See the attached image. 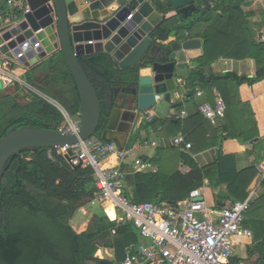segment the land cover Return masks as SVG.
Here are the masks:
<instances>
[{"label": "trees", "instance_id": "1", "mask_svg": "<svg viewBox=\"0 0 264 264\" xmlns=\"http://www.w3.org/2000/svg\"><path fill=\"white\" fill-rule=\"evenodd\" d=\"M158 6L164 12L170 10L166 4ZM219 8L227 16L224 30L212 26L214 13ZM6 9V5L2 7L3 12ZM18 14L14 11L13 15ZM248 17L240 0L235 5L230 0H215L208 9L199 6L188 18L173 15L163 19L152 37L159 42L170 37L175 40L200 38L203 54L186 78L187 88L205 92L212 106L217 91L224 101L222 123L218 120L213 126L196 111L183 121H177L172 134L180 131L185 142L191 143L192 152L215 146L219 137L236 140L242 146L251 143L248 154L254 156L252 164L238 169L233 153L218 151L212 163L199 167L189 155L180 154L189 165L185 174L176 168L171 172L159 170L154 174L130 172L126 175L122 194L130 202L175 203L192 189L203 186L205 180L217 194L223 191L226 195L222 198L230 202L246 198L247 188L258 173L256 164L264 158V43L254 38ZM220 58L252 59L253 76L242 78L234 72L211 73V64ZM78 61L85 65L92 81H96L94 74H97L110 87H134L141 67L120 69L106 53L82 56ZM37 73L44 74L41 80L44 85L38 86L40 91L57 100L70 116L80 113L78 92L61 52L26 69L23 76L35 85ZM102 89H106L105 86ZM62 122L60 111L39 96L25 105H20L13 96L0 99V137L12 127L53 128ZM159 123L164 124L158 120L142 122L133 140L141 131H149ZM48 150H25L10 158L6 165L5 182H0V264H88L97 260L94 254L100 247L111 249L114 263L120 264L126 256V248L140 243L135 225L129 219L110 220L97 207L86 229L76 232L69 220L85 200L94 198L93 170L88 166L73 168L55 149H50L51 156ZM104 208L109 215L113 214L109 202ZM256 222L261 225L257 226ZM247 224L252 227L253 235L240 238L247 246V258L256 256L251 264H264V233L260 232L264 228V192L250 203L244 214L243 225Z\"/></svg>", "mask_w": 264, "mask_h": 264}, {"label": "water", "instance_id": "2", "mask_svg": "<svg viewBox=\"0 0 264 264\" xmlns=\"http://www.w3.org/2000/svg\"><path fill=\"white\" fill-rule=\"evenodd\" d=\"M25 1L26 12L7 23L0 22V55L33 67L61 52L78 92L80 115L77 131L72 133L33 125L9 129L0 137L1 183L5 182L3 174L9 159L25 150L60 148L90 137L124 148L137 118L160 100L170 102L191 62L202 56L200 39L159 42L152 37L163 19L173 15L188 18L196 12L194 0H170L166 6L174 13L169 16L154 9V0H124L112 11L100 14L96 9L105 8L107 0ZM202 2L208 9V0ZM96 53L108 54L120 69L141 65L136 85L110 87L97 74L96 81H92L78 58ZM98 83L106 88L104 97ZM2 87L0 80V90ZM179 105L180 102L172 103L171 108ZM64 158L73 168L82 166L81 162L72 164L68 155ZM103 262L115 264L105 260L100 263Z\"/></svg>", "mask_w": 264, "mask_h": 264}, {"label": "built area", "instance_id": "3", "mask_svg": "<svg viewBox=\"0 0 264 264\" xmlns=\"http://www.w3.org/2000/svg\"><path fill=\"white\" fill-rule=\"evenodd\" d=\"M6 4L10 15L0 19L3 23L17 16L13 15L14 11L21 14L28 10L25 0H6ZM256 40L264 43V32L261 31ZM4 59L6 61H2L0 66L3 72L9 71V74L6 77L0 75V80L10 81L14 74L10 72L11 67L18 62ZM197 93H200L198 89ZM54 102L50 103L63 117L58 129L65 133L76 132L80 113L70 116L60 103ZM214 103L212 106L205 101L198 107L211 124H216L224 115V101L218 91ZM144 118L145 121L152 119L148 110L144 111ZM174 144L183 149L191 147L182 135L174 137ZM53 149L63 156L68 155L72 164L81 162L82 166L92 168L95 185L93 199L109 202L115 212V219H110L104 210L108 219L124 221L126 218L137 228L141 242L126 248V256L120 264H245L235 255L233 247L240 238L252 236V232L243 226V220L254 200L253 191L247 192L243 200L229 202L221 208L207 204L203 186L192 189L185 198L175 203H133L122 194L126 172L118 165L108 164L110 159L118 163L130 159L132 173L149 171L151 164L135 156L132 148L120 149L115 142L90 137ZM47 153L51 156L50 149ZM256 169L264 178V160Z\"/></svg>", "mask_w": 264, "mask_h": 264}, {"label": "crops", "instance_id": "4", "mask_svg": "<svg viewBox=\"0 0 264 264\" xmlns=\"http://www.w3.org/2000/svg\"><path fill=\"white\" fill-rule=\"evenodd\" d=\"M117 1L118 0H107L105 2L106 7L103 9H100V10L96 9V13L100 14L103 12V10H107L109 12L112 11L114 8H116L117 5L122 3V2L119 3V1L118 2ZM157 1H158L157 2L158 4L156 3L155 0L153 2L154 9L156 11H158L162 15H167V16L173 15L174 11H165L164 12L162 10L163 8H161V6H158L161 4L165 5L167 2H169L168 0H157ZM214 1L215 0H208L209 7L213 4ZM236 1L237 0H230V2L234 5L236 4ZM240 1H241V6H242L243 12L248 13V15H249V17L247 19L248 26H250L251 31L254 35V38L256 39V36L259 35V33L261 31L264 32V0H240ZM194 3L198 7L199 6L204 7L202 0H194ZM5 5L7 7L6 3H4V2L0 3V19L3 18V15L9 14L8 7L4 12L2 11V7ZM226 25H227V16H226V14H223L222 9L219 8L214 13V17L212 20V26L214 29L224 30L226 28ZM188 39H195L196 40V39H200V38L193 37V38H188ZM172 40H175V38L170 37L166 42H170ZM198 46L201 47V49H202V40L200 41V45H198ZM198 46H195V47H198ZM202 54H203V50H202ZM3 57L4 56L0 55V63L2 61H6ZM194 62H196L198 65L197 60ZM234 64H244L245 68L239 69L236 72L234 69V66H233ZM197 65L196 64H192V65L190 64L189 68L186 70V72L184 74L185 76L181 78V80H180L181 86H179V87L180 88L182 87V89H183L182 95L179 96V92H178L179 90L177 89L175 91L174 98H172L170 102H165V101L160 100L156 106H154L148 110L149 114L152 116L151 120L153 122L158 120V121H162L164 124L159 123L155 128H150L149 131H141L139 133V136L136 137V140L134 141L133 137L139 131V128H140L142 122L145 121L144 114L139 116L137 118V120L133 123L132 129H131L129 136L126 140L125 147H131L133 149L135 156L140 157L142 160H145L146 162L151 164L152 168L149 169V171L143 172V173L154 174V173H157L159 170H163L164 172H171L176 168L181 174L187 173L189 171V165L186 164L184 162V160H182L180 158V154L189 155L191 157V159L194 161V163L196 165H198L199 167H203V166H206V165L212 163L214 161V159L216 158L218 151H222L223 153H233L235 155L236 167L238 169H243V168L249 166L250 164H252V161L254 160V156H250L248 154V151L251 149V143L242 146L236 140H233V139L222 140V138L219 137L217 144L215 146L207 147V148L195 151V152H192L190 150L191 147L189 149H183V148H179L178 146H176L174 144V137H176L178 135H182L180 131H178V133L176 135L172 134V132L176 130L177 121H183L189 115L195 113L196 111H199L198 110L199 105L205 101H208L205 92H203L202 90H200L198 88H196L192 91L189 88H187V85H186L187 84L186 78L188 77V74ZM28 68H30V67L23 65V64H19V63H13L10 72L16 73L15 69H18L19 71L16 74L23 75L25 73L26 69H28ZM246 69H248V71H245ZM210 71L213 74H218V73L224 74L227 72H234L242 78L252 77L254 74V71H255V64H254V61L252 59L235 61L232 59L220 58L219 60H217L216 62L211 64ZM140 73L141 72H139V74ZM142 73H143V71H142ZM8 74H9V71L6 73L3 72L2 66H0L1 77H3V76L6 77ZM1 81H2V85H3L2 90L3 89L7 90L6 86H7L8 81H6L4 79ZM100 85H102V84H100ZM197 89L200 92L199 94L197 93ZM105 94H106V92L102 96L104 97ZM194 96L197 98V102L195 104H192L190 101H191L192 97H194ZM106 102H108V101L106 100ZM175 102H180V105L175 107V108H171V104L175 103ZM184 103H186L187 106H189V107H187V109H179V112L176 115H174L172 112L173 109L181 107ZM222 120H223V118H221L218 122L222 123ZM145 122H147V121H145ZM216 124H211V125L215 126ZM152 143H154L155 145H152ZM262 160H264V158H262L261 160L258 161V163L256 164V167ZM108 164L109 165H118L120 167V169H122L126 172V175L130 174V172L133 169L130 159H128L126 162L122 161V163H118V162H115L113 159H110L108 161ZM207 184L208 183L205 180L204 184H203L204 190H207ZM217 190H219V189H217ZM250 191L254 192V194H253L254 200L257 199L259 197V195L264 192V178H262L259 173H257L255 178L252 180V182L248 186L247 192H250ZM219 194L224 195L225 193H223V191H219ZM219 198H221V199H218L217 193H216V199H214L213 195L211 194L210 200L213 202L211 206L221 208L230 202L229 200L222 198V196H220ZM94 202H96L95 199L90 200V203H94ZM218 202H219V205L216 206V203H218ZM105 203H107V202L104 201L99 205L100 209L102 210L103 213L105 210V213L108 215V217L110 219H114L115 218L114 210H113V214L109 215L107 213L108 211L104 208ZM256 224H257V226L261 225V224H258L257 222H256ZM244 227L252 232V227L250 225L247 224ZM81 231H82V229L79 232H81ZM83 231H84V229H83ZM260 232L264 233V228H261ZM248 239H251V238H248ZM139 241L141 242L140 238H139ZM238 242H239L238 245H240L242 247V249L245 250V253H244V255H237V257L240 259H243L245 264H251L256 256H252L251 258H247V255H246V247L247 246L242 242V239L238 240ZM238 245H236V247ZM111 253H112V259H101L99 257H96V258L98 259V261L99 260H105V261H111L112 262L113 261V251L112 250H111Z\"/></svg>", "mask_w": 264, "mask_h": 264}, {"label": "rangeland", "instance_id": "5", "mask_svg": "<svg viewBox=\"0 0 264 264\" xmlns=\"http://www.w3.org/2000/svg\"><path fill=\"white\" fill-rule=\"evenodd\" d=\"M5 2V0H1L0 3ZM199 28V27H197ZM192 64H196V62L192 61ZM234 69L237 72L239 69H243L245 68L244 64H234ZM25 69V68H24ZM14 70V69H13ZM16 73H18V69H15ZM245 71H248V69H246ZM13 74V77L9 76L11 79L10 81L7 80V90L3 89L0 90V99L7 97V96H13L16 98V101L20 104V105H25L26 103L30 102L31 100H33L36 96H39L43 99H45L47 102H53L54 101L58 102L57 100L52 99L51 97H49L48 95H46L45 93H43L42 91H40V88L38 87L40 84H42V86L44 85V82L41 83V80L44 78V74L40 73L36 75V80H35V85L30 84L23 75H19V74ZM9 87V88H8ZM178 92H179V96L182 95V87L178 88ZM54 100V101H52ZM192 104H195L197 102V98L194 96L192 97L191 101ZM59 103V102H58ZM191 104V105H192ZM187 104L184 103L181 107L173 109V114L176 115L179 112V109H187ZM218 191L214 190L211 186H209V184L207 185V190H203L204 196L206 198L207 204L209 206L212 205V201L210 200V195H213V198L216 199V193ZM226 195V194H224ZM222 194H217L218 199L220 196H224ZM102 203V201L100 200H96V202L94 203H90L89 200H85L83 205L77 210V212L72 216V218L69 220L70 225L72 226V228L76 231L79 232L81 229L83 231V229L85 230L88 223L91 222L93 215L96 211L95 208L99 207V205ZM125 220H127L125 218ZM136 228V227H135ZM137 229V228H136ZM239 242L235 243V247H233L234 249V253L235 255H244L245 250L242 249V247L240 245H238ZM236 245H238L236 247ZM99 251V253H97ZM94 257H99L101 259H112V253L111 250L109 248H103L100 247L94 254Z\"/></svg>", "mask_w": 264, "mask_h": 264}, {"label": "flooded vegetation", "instance_id": "6", "mask_svg": "<svg viewBox=\"0 0 264 264\" xmlns=\"http://www.w3.org/2000/svg\"><path fill=\"white\" fill-rule=\"evenodd\" d=\"M97 87H98V89L100 90V92L102 93V95H104V93L106 92V89H102V85H100V84H97ZM104 91V92H103ZM105 102H106V100H105ZM98 260V259H97ZM101 262V260H99V261H96V262H92L91 264H106L105 262H103V263H100ZM111 262V261H110ZM112 263H114L113 261H112Z\"/></svg>", "mask_w": 264, "mask_h": 264}, {"label": "bare ground", "instance_id": "7", "mask_svg": "<svg viewBox=\"0 0 264 264\" xmlns=\"http://www.w3.org/2000/svg\"><path fill=\"white\" fill-rule=\"evenodd\" d=\"M118 1H119V3H120V2H122L123 0H118ZM118 1H117V2H118ZM252 204H253V203H252Z\"/></svg>", "mask_w": 264, "mask_h": 264}]
</instances>
